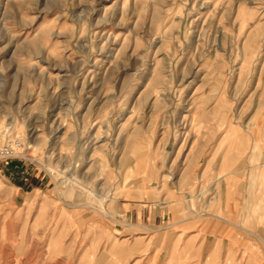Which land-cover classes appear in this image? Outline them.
Here are the masks:
<instances>
[{
    "label": "rangeland",
    "instance_id": "374dc122",
    "mask_svg": "<svg viewBox=\"0 0 264 264\" xmlns=\"http://www.w3.org/2000/svg\"><path fill=\"white\" fill-rule=\"evenodd\" d=\"M0 124V264H264V0H0Z\"/></svg>",
    "mask_w": 264,
    "mask_h": 264
},
{
    "label": "built area",
    "instance_id": "2783aa9c",
    "mask_svg": "<svg viewBox=\"0 0 264 264\" xmlns=\"http://www.w3.org/2000/svg\"><path fill=\"white\" fill-rule=\"evenodd\" d=\"M6 129L0 124V173L10 163V160L17 157L22 148L20 137L9 138Z\"/></svg>",
    "mask_w": 264,
    "mask_h": 264
},
{
    "label": "crops",
    "instance_id": "0c3cea01",
    "mask_svg": "<svg viewBox=\"0 0 264 264\" xmlns=\"http://www.w3.org/2000/svg\"><path fill=\"white\" fill-rule=\"evenodd\" d=\"M5 167V172L8 175H14L18 181V188H24L28 186L34 187V185L39 181L38 176L35 172L29 171L28 167L23 163L11 161Z\"/></svg>",
    "mask_w": 264,
    "mask_h": 264
},
{
    "label": "bare ground",
    "instance_id": "6f19581e",
    "mask_svg": "<svg viewBox=\"0 0 264 264\" xmlns=\"http://www.w3.org/2000/svg\"><path fill=\"white\" fill-rule=\"evenodd\" d=\"M173 258V257H172ZM174 258H175V255H174Z\"/></svg>",
    "mask_w": 264,
    "mask_h": 264
}]
</instances>
